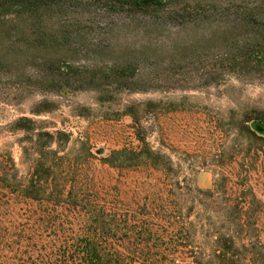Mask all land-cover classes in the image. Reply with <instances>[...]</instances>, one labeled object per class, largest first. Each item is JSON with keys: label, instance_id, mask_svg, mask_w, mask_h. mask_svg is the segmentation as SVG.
<instances>
[{"label": "trees", "instance_id": "1", "mask_svg": "<svg viewBox=\"0 0 264 264\" xmlns=\"http://www.w3.org/2000/svg\"><path fill=\"white\" fill-rule=\"evenodd\" d=\"M70 1L0 0V80L12 95L99 94L110 92L106 84L146 91L163 84L159 58L168 56L167 66L181 54L199 58L211 43L223 51L213 56L230 58L228 70L251 76L262 68L264 77V0ZM145 104L156 118L165 105ZM37 106L34 115L55 102ZM140 110L126 111L137 143L102 156L86 135L72 137L53 121L19 116L9 124L20 133V159L0 148V264H264V201L246 183L248 164L199 188L162 150L159 127L160 146L151 144ZM233 125L231 152L244 162L263 152L264 109L242 107Z\"/></svg>", "mask_w": 264, "mask_h": 264}, {"label": "rangeland", "instance_id": "2", "mask_svg": "<svg viewBox=\"0 0 264 264\" xmlns=\"http://www.w3.org/2000/svg\"><path fill=\"white\" fill-rule=\"evenodd\" d=\"M92 8L97 10L99 6ZM207 47L199 58L190 53L181 54L177 63L169 66L166 65L168 56L159 58L154 70L160 74L163 84L148 86L153 89L146 91H127L106 84L103 88L110 92L80 91L59 96L36 91L19 97L12 95V85L1 78L0 148L9 149L16 161L20 159V148L16 143L20 133L9 132L8 126L17 117L28 116L53 121L56 127L70 131L72 137L83 133L89 138L93 152L102 156L125 143H137L131 117L126 114L127 107L135 104L141 108L140 121L153 146H160V128L162 150L171 158L173 166L180 169L181 177L186 175L199 188H210L217 172L244 171L241 166L247 163L246 183L255 196L264 201V148L263 152L246 154L247 162L238 150L231 152L232 146L239 141L238 128L233 122L240 117L242 107L264 109V77H259L262 68L251 76H240L234 73L236 70H228L229 57L213 56L223 52L219 45L211 43ZM212 71H215L214 75H210ZM166 88L167 91L161 90ZM43 98L54 101L55 106L48 113L34 115L32 111ZM148 101L165 104L157 118L150 108L142 110ZM168 101L177 104L170 108L166 105ZM233 115L237 118L231 121ZM263 221L258 223L262 240ZM180 264L195 262L190 257H182Z\"/></svg>", "mask_w": 264, "mask_h": 264}]
</instances>
